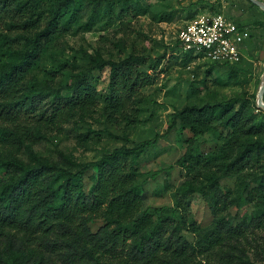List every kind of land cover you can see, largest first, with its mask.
<instances>
[{"label":"rangeland","instance_id":"rangeland-1","mask_svg":"<svg viewBox=\"0 0 264 264\" xmlns=\"http://www.w3.org/2000/svg\"><path fill=\"white\" fill-rule=\"evenodd\" d=\"M60 2H32L38 9L40 28H45L56 14H63L59 34L53 36L32 68L31 75L37 80L56 85L69 83L72 73L79 70L76 65L88 63L86 54L101 51L106 60L113 61L132 54L149 55L151 59L141 69L156 72L159 81L144 90L147 94L141 107L144 122L132 129L130 142L122 139L123 127L117 128L105 121L102 103L93 118L71 123L64 134L51 135L36 144L37 154L60 164H64L63 155L86 163L99 160L125 143L131 147L133 142L142 143L157 133H167L137 161L135 185L143 200L138 217L147 208H169L164 217L172 221V229L188 247L187 259L178 264H264V200L259 196L263 193L260 186L263 169L252 167V163L241 169L228 168L236 157L240 141L253 143L260 137L264 140V131L258 135H242L240 140L228 145L232 128L225 122L226 118L215 119L208 131L194 136L175 117L186 106H220L229 102L239 110L245 101L246 115L254 116L252 124L264 126V109L257 105L264 76V10L249 0H134L125 12H121L123 0H76L69 7ZM15 4L14 0H0V33L16 35L22 30L20 15L13 9ZM75 12L77 20L69 21ZM217 13L247 25L250 32L238 64L242 72L234 79L230 78L228 65L194 55L195 58L184 60L171 49L189 20ZM64 22H68L66 27ZM22 47V43L15 46ZM165 51L166 58L156 64L155 59ZM68 61L73 62L72 68L66 65ZM109 74V67L95 72L98 90L103 94L107 92ZM89 127L107 129L109 133L89 142L78 140L76 132L84 133ZM2 154L29 161L23 148L19 152L11 150L0 136ZM190 157L194 162H186ZM196 158L202 161H195ZM94 173L96 169L86 173L87 189L92 185ZM7 178L8 174L0 168V179ZM150 212L156 224L161 213ZM88 228L92 235L86 232L69 242L57 238V247L49 248L13 232L0 238V254L5 255L12 248L21 254L39 253L40 257L30 264H88V251L96 239L111 230L102 218L89 223ZM211 232L221 234L222 241L205 250V238Z\"/></svg>","mask_w":264,"mask_h":264},{"label":"trees","instance_id":"trees-1","mask_svg":"<svg viewBox=\"0 0 264 264\" xmlns=\"http://www.w3.org/2000/svg\"><path fill=\"white\" fill-rule=\"evenodd\" d=\"M14 1L13 9L20 15L22 30L16 35L0 33V136L11 150L19 152L23 148L29 161L13 154L0 155V168L8 174L6 180L0 179V238L14 232L23 234L39 246L57 247V238L69 242L86 232L92 235L89 223L102 218L111 230L96 239L88 251V264H178L185 261L188 247L182 236L172 229V221L164 217L168 207L147 208L138 217L143 200L135 185L137 161L167 133H157L142 143L133 142L131 147L125 143L99 160L86 163L77 162L71 155H63L64 164L51 162L34 149L36 144L48 140L51 135L64 134L67 125L93 118L102 103L101 114L105 121L117 128L123 127L122 139L130 142L132 129L144 122L141 119V107L147 100L144 90L159 81L156 72L141 69L151 57L132 54L113 61L106 60L103 52L97 51L86 54L88 63L76 65L79 70L72 73L69 83L40 82L31 75L32 68L53 36L59 34L63 14H56L45 28H40L39 13L32 6L33 0ZM75 1L61 0L60 4L69 7ZM133 2L123 0L121 12L129 11ZM77 18L75 12L69 21ZM67 24L64 22L65 27ZM239 25L247 28L245 24ZM20 43L23 47L16 49ZM178 48L177 43L171 47L176 56L178 54L184 60L195 58L180 54ZM166 56L165 51L155 63H162ZM66 63L73 67V62ZM217 64L228 65L232 79L242 72L239 63ZM107 67L110 68L109 85L103 94L98 90L95 72ZM246 108L245 101L239 110L229 102L220 106H186L177 111L175 117L180 120L181 127L194 136L208 131L215 119L226 118L225 122L232 128L228 139L230 145L242 135H258L264 131L261 124H252L254 116L246 115ZM105 133L109 131L89 127L84 133L76 132V137L81 142H89ZM262 160L264 140L261 137L253 143L240 141L236 157L228 168L236 166L241 169L249 163L252 167L262 168L260 186L263 193L259 196L264 200ZM191 161L194 162L191 157L186 159V162ZM195 161L202 160L196 158ZM94 169L92 185L87 189L86 173ZM150 210L161 213L156 224ZM221 241V234L211 232L205 238L203 249L213 248ZM39 257L36 252L21 254L8 248L5 255L0 254V263L30 264Z\"/></svg>","mask_w":264,"mask_h":264},{"label":"built area","instance_id":"built-area-1","mask_svg":"<svg viewBox=\"0 0 264 264\" xmlns=\"http://www.w3.org/2000/svg\"><path fill=\"white\" fill-rule=\"evenodd\" d=\"M250 38L248 28L241 27L224 14L198 15L179 31L175 43L180 54L202 56L216 63H239L243 46Z\"/></svg>","mask_w":264,"mask_h":264},{"label":"water","instance_id":"water-1","mask_svg":"<svg viewBox=\"0 0 264 264\" xmlns=\"http://www.w3.org/2000/svg\"><path fill=\"white\" fill-rule=\"evenodd\" d=\"M250 1L255 5L259 6L261 9H264L263 1L260 0H250ZM257 105L259 106V108L264 109V76L257 96Z\"/></svg>","mask_w":264,"mask_h":264},{"label":"bare ground","instance_id":"bare-ground-1","mask_svg":"<svg viewBox=\"0 0 264 264\" xmlns=\"http://www.w3.org/2000/svg\"><path fill=\"white\" fill-rule=\"evenodd\" d=\"M262 10H264V9H262Z\"/></svg>","mask_w":264,"mask_h":264}]
</instances>
